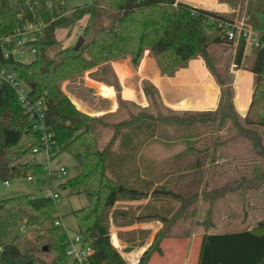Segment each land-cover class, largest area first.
I'll return each mask as SVG.
<instances>
[{
	"label": "trees",
	"instance_id": "16d2710c",
	"mask_svg": "<svg viewBox=\"0 0 264 264\" xmlns=\"http://www.w3.org/2000/svg\"><path fill=\"white\" fill-rule=\"evenodd\" d=\"M235 1L217 0L231 8ZM245 13L246 21L264 43V0H246ZM84 17L87 20L81 34L83 44L77 50L62 48L55 31L66 29ZM231 22L230 16L177 0H93L68 13L62 0H0V38L20 34L28 25L40 26L28 34L26 45L34 49L30 62L12 55L3 58L0 50V63L12 68L27 85L32 99L43 100L48 110L46 128L56 140L54 156L67 151L79 167L74 177L59 186L78 189L86 197V205L72 214L81 245L91 249L87 264H128L111 245L110 222L120 228L154 221L161 224L133 263L148 264L152 255H162V241L174 237L171 230L183 222L193 203L200 200L211 207L227 195L238 194L244 199L248 192L264 186V170L222 184L203 181L206 173L203 168L213 165L218 151L237 140L248 142L254 156L264 159V142L258 132L264 128V49L251 48L249 64L244 67L254 75L255 87L242 118L236 113L231 88L222 90L215 110H173L163 104L158 89L146 82L142 83L146 106L125 100L119 103L116 112L96 117L79 110L61 85L88 69L126 56L135 68L148 50L161 75L172 76L179 67L200 57L215 82L222 86L225 80L214 68L209 49L232 44L226 35ZM243 51L244 42L239 40L233 57L237 67L241 65ZM120 110H125V116L114 119ZM31 124L15 91L0 82V181L42 177L43 168L35 162L18 160L10 164L11 156L28 154L38 144L39 134L31 129ZM227 124L232 133L222 137L219 133ZM144 125L164 129L211 128L205 148L186 146L173 157L176 160L184 154L194 155L193 168L201 181L199 192L185 194L166 187L147 189L107 174V153L117 151L120 134ZM96 127L111 132L102 148L96 141ZM145 199H169L179 206L170 216L156 211L134 215L126 209L114 208L117 202ZM213 226L212 222L201 226L195 264H264V218L250 230L219 233L205 229ZM182 237L188 236H177ZM69 242L55 202L50 198L24 194L0 199V264H65Z\"/></svg>",
	"mask_w": 264,
	"mask_h": 264
},
{
	"label": "rangeland",
	"instance_id": "374dc122",
	"mask_svg": "<svg viewBox=\"0 0 264 264\" xmlns=\"http://www.w3.org/2000/svg\"><path fill=\"white\" fill-rule=\"evenodd\" d=\"M92 1L93 0H62V3L66 13H68L73 8L91 4ZM180 1L184 3L188 2L187 0ZM209 1L210 0H193L191 2L207 5L209 4ZM228 8L229 9L226 11L221 8H215L213 12L230 16L232 23H243V28H249L254 34H258L257 31L246 21V0H236L234 6H232V8L228 6ZM86 20L87 18L84 17L75 22L72 26L57 31L56 36L59 40H56L62 48L73 47L78 37H82V29L84 28ZM104 24L107 25L108 21L105 20ZM82 44L83 42L81 45ZM10 45L13 50L16 48H22L23 53L21 55H14L16 59L22 62H30L33 59V55L29 53L27 47L16 43ZM235 49L236 46L234 44L214 45L209 49V57H211V60L213 61L214 68H216L224 78V85L219 86L215 82L214 77L207 69L203 60L200 57H195L188 61L184 66L179 67L173 73L172 76L178 72V75L182 77V81L178 83L179 88L176 87L175 90L181 95H185L188 101L193 103V107L197 106L203 108L201 111L208 109L213 110L212 108H215L217 101H220L222 90L225 88L232 89L233 103L234 100H236V97H239L238 100L240 99L241 102L249 99V97L251 98V94L255 87V77L249 71L244 70V67L249 64L251 50L250 48L246 49L245 56L241 63L243 69L239 71L238 68L236 69L233 66ZM51 52H49V54H51ZM154 66L158 69L152 55L148 50H145L139 65L135 68L131 66L130 59L126 56L88 69L82 73V75L71 80H66L64 83L69 82L74 84L71 89L74 91L76 97L84 101L86 105L92 106L93 109H96L98 113L91 115L100 117L110 112L100 113L101 111L114 108L112 111L114 113L117 111L118 105L121 101H130V99H124V97H122L123 86H125V84L128 88L130 86L129 90H125L128 95L129 93H134L138 81L143 84L149 82L146 76ZM139 69H142L140 70L141 74H139L142 79L133 76V73L139 71ZM153 79L156 81V78ZM140 106L144 107V105ZM235 110L241 118L244 116L245 112L243 110ZM124 116L125 110H120L117 112L114 119H119ZM193 127L204 128L200 126ZM157 128L159 130L163 129L158 125ZM209 129L211 135L212 130L211 128ZM164 130L165 131L162 132L156 131V133L158 132L159 141L162 142L164 146H167L168 149H170L182 145L181 141L174 140L177 139L178 133H172V131H168L166 128ZM258 132L261 134L264 142V128H259ZM231 133L232 130L227 124L219 134L224 137ZM110 135L111 132L107 129H102L100 127L95 128V136L99 148H102ZM184 137L187 139L191 138L189 142L194 147L200 149L205 148L209 143V139L201 135L198 130L184 132L181 134V138ZM205 144L207 145L204 146ZM179 150L180 149L166 151L155 146L149 151L143 152V156H147L156 162L155 166H149L147 173L150 177L151 175H154L156 185L160 187L171 188L178 192H185V194L199 192L201 181L196 174V170L193 168L194 155L190 154L192 160L188 157L173 160L175 153ZM26 155L27 154L11 156L10 164L13 165L16 161H21ZM162 161L166 163V165L164 163L161 165ZM60 167L65 169L66 175L58 178L57 171ZM203 169L206 170V173L203 174V181L208 180L212 184H222L234 179H246L263 171L264 159L254 156L248 142L245 140H237L218 151L217 163L214 162L213 165H207ZM49 172L50 175H48ZM78 172L79 167L70 154L67 151H59L48 163L47 169L43 170L42 177L35 178L34 181H27L26 178L12 179L8 181V186L3 185V181H0V199L2 196L13 194L18 195L19 193L25 192L31 193L34 197H43L46 190H53L58 194V198L54 201L57 209V216L60 219L61 225L66 229L70 239H73L76 235L77 227L72 212L86 205V197L78 189L68 187L62 188L59 185L65 180L74 177ZM167 204L171 205L170 209L174 208L171 214H173L179 206L177 202L169 199H154L153 203H150L147 208L152 207L156 210L167 211L169 210ZM173 204H175L174 207ZM119 206V208H121L122 205ZM263 218L264 186L259 190L248 192L244 199L238 194L227 195L225 198L214 202L211 207H209L207 202H202L200 200L196 201L190 206L187 213L184 215L183 222L171 230L170 234L174 237L165 240L170 242L177 241V236L191 237V235L194 234L195 237H193V239L198 242L199 234L202 233V228L206 227V225L211 222L214 226L213 228H205L207 232H233L250 230L260 219ZM114 227L113 223L110 222L108 231L111 245L118 252L117 247L119 245V237ZM134 234L132 230H127L124 237H131L134 236ZM167 241H164L162 244L166 253L163 260H167L173 264H183L185 251L183 254H181L182 252L180 253L179 259L178 256H174L173 258L174 250ZM194 248L195 246L193 242L190 251H187L186 264H190V261L194 259ZM120 256L122 257L121 254ZM150 259L151 264H164L160 255L154 254ZM71 262V257L68 256L65 264H71Z\"/></svg>",
	"mask_w": 264,
	"mask_h": 264
},
{
	"label": "crops",
	"instance_id": "0c3cea01",
	"mask_svg": "<svg viewBox=\"0 0 264 264\" xmlns=\"http://www.w3.org/2000/svg\"><path fill=\"white\" fill-rule=\"evenodd\" d=\"M187 1L188 2H185V3L189 4L193 0H187ZM190 4L193 6L202 8V9L209 10V11H214L215 8H221L222 10H225V11L229 9L227 4L218 3L217 0H210L209 4L207 5L200 4V3H194V2H191ZM58 30L55 31V38L57 40H59V38H57L56 36V33ZM140 70L142 69H139V71H135L133 73V76L135 77L137 76L136 78L142 79V77L139 76V74H141ZM146 78L149 80V82L153 86H155L158 89L161 100L165 106L173 110H192V111L203 110V108L201 107H197V106L193 107L192 106L193 103L191 101H188L185 95H181L179 92H177V90H175L176 87L179 88L178 83L182 81L181 80L182 77L178 75V72L175 73L174 76L168 77L165 75H161L158 69H156V67L154 66V68L149 72ZM153 78H156V81ZM73 85L74 84H71L69 82L63 83L61 86V90L71 99V101L76 105V107L79 110L85 113H88L90 115L97 114L98 112L96 111V109H93L92 106L86 105L84 101L76 97L74 91L71 89ZM129 88L126 84L125 86H123L122 97H124V99H130V101L134 102L137 105L146 106V98L144 97L143 92H142V83L138 81L137 87L135 88L134 93L132 94L129 93L128 95L127 91L125 90L127 89L129 90ZM238 98L236 97V100H234L235 109H239V111L241 109L246 113V110L250 102V97L249 99H246L243 102H241L240 99L238 100ZM217 106H218V101H217L215 108H212V109L215 110ZM113 110L114 108L112 109L109 108L107 110L101 111L100 113H107L108 111H110L108 113H113L112 112ZM156 129H158L156 125H144L138 129H130V130L123 131L117 140V148H116L117 151L115 152L113 150H110L107 153V157H106L107 174L111 177H118L120 180L132 186H137V187H142V188H147V189H153L155 187H160L156 185V181L154 180V175H151L150 177L149 174L147 173V169L149 168V166H155L156 162H154V160L148 158L147 156H143V152L149 151L151 148H154L155 146H158V148L162 150H166V151L182 149L186 146H193L189 142L191 138L189 139H187L186 137L181 138V134L187 131H197L198 130L200 131L201 135L205 136L208 139L211 133L210 129L205 128V127L204 128L190 127V128H182V129L166 128L168 131H172V133H178L177 139H174V140L181 141V144H182L178 146L177 148L168 149L167 146H164L162 142L159 141V137H158V132L165 131L164 128L160 130L159 129L156 130ZM156 131L158 132L156 133ZM206 145L207 144H205L204 146ZM185 157H188L192 160V157L190 154H184L180 156L179 158L181 159ZM215 162L217 163V156H216ZM163 163L164 162L162 161L161 165ZM164 164L166 165V163ZM8 185L9 183L6 186ZM24 194L32 195L31 193L25 192V193H19L18 195L13 194V195H7V196H2V197L9 198V197H15V196L24 195ZM2 197L1 199H4ZM153 201L154 199H145V200L138 201V202L121 201V202H117L114 205V208L126 209L130 211L131 213H133L134 215L148 214L152 211H156V212L162 213L165 216H170V214L172 213L174 209V208L170 209L171 208L170 204L169 205L167 204L169 207V210L167 211L156 210L155 208H152V207L147 208L148 205H150V203H153ZM163 201H167V200H163ZM119 205H122L121 208H119L120 207ZM174 206L175 204H173V207ZM160 228H161V224L155 221L142 223V224H135L132 227H122V228L114 227L119 237L118 247L120 248H118V252L122 255V257L128 264L135 263L138 260L142 251L146 249L147 246L152 241L154 233ZM127 230H132L133 234L135 233L134 236L124 237ZM219 233H223V232H219ZM200 235L201 233L199 234L198 242H196L193 239V237H195L194 234H192L191 237H182V238L177 239V241H172V242L163 240L161 243L163 254L160 255V257H162V260L165 257L166 253H165V249L162 246V244L164 243V241H167L174 250L173 258L174 256L175 257L178 256V259H179L180 253L182 252L181 254H183V252L185 251L184 252L185 259H184L183 264H186L187 263V260H186L187 251L188 252L190 251L192 243L194 242V246H195L194 259L190 261V264H195L197 261V257H198ZM180 250H183V251H180ZM163 261H164V264H173L172 262H169L167 260H163ZM150 262H151V259L149 260L148 264H151Z\"/></svg>",
	"mask_w": 264,
	"mask_h": 264
},
{
	"label": "built area",
	"instance_id": "2783aa9c",
	"mask_svg": "<svg viewBox=\"0 0 264 264\" xmlns=\"http://www.w3.org/2000/svg\"><path fill=\"white\" fill-rule=\"evenodd\" d=\"M180 1V0H177ZM39 25H28L24 28V31L20 34L7 36L0 38V50L3 58H7L9 55H21L23 53L22 48H16L13 50L10 44L16 43L21 46L27 47L29 53L34 55V49L26 45L29 40V32L33 29H38ZM227 38L232 41L235 46L239 40L244 42L243 57L247 48H262L264 49V43L260 42L259 36L254 34L251 29L243 28V23H229L226 31ZM242 57V59H243ZM242 63V61H241ZM233 66L238 70H242L241 65L237 67L234 62ZM0 82L7 83L16 93L17 99L25 112L30 116L32 124L31 129L38 132L39 142L37 145L31 148L29 153L21 160L23 163L35 162L44 169H47L48 163L54 157V149L56 147V140L51 132L47 131L45 120L48 110L42 99H32L28 95V87L25 83L17 78L12 68L8 65L0 63ZM50 175V172L48 173ZM66 175L64 168L60 167L57 171V177L61 178ZM27 181H34L35 178L28 176ZM8 181H4L3 185H7ZM44 197L50 198L55 201L58 198V194L53 190H46ZM91 253L90 247L81 245V238L79 235H75L73 239H70L69 246L66 250L67 256L71 257L72 261H76L78 264H87V257Z\"/></svg>",
	"mask_w": 264,
	"mask_h": 264
},
{
	"label": "water",
	"instance_id": "95a60500",
	"mask_svg": "<svg viewBox=\"0 0 264 264\" xmlns=\"http://www.w3.org/2000/svg\"><path fill=\"white\" fill-rule=\"evenodd\" d=\"M82 42H83L82 37H78L77 41L75 42V44L73 46V49L74 50H77L80 47V45H81Z\"/></svg>",
	"mask_w": 264,
	"mask_h": 264
}]
</instances>
